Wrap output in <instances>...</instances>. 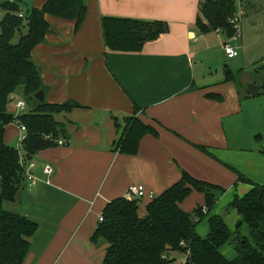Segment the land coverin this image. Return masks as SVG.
I'll return each mask as SVG.
<instances>
[{"label": "crops", "instance_id": "crops-1", "mask_svg": "<svg viewBox=\"0 0 264 264\" xmlns=\"http://www.w3.org/2000/svg\"><path fill=\"white\" fill-rule=\"evenodd\" d=\"M7 1L0 0V21L7 13L1 4ZM45 2L18 4L26 11L41 8ZM199 2L87 0L86 18L77 32L74 19L47 15L51 30L32 52L42 72L46 101L80 106L58 116L71 130L68 143L40 151L34 159L42 180L34 186L26 181L19 192L18 212L39 224L22 264H101L107 243H94L92 235L105 206L126 196L130 185H144L158 196L186 170L204 180L213 181L215 176L222 183L216 184L224 186L222 180L230 179L232 173L220 162L241 164L225 149L226 121L240 110L238 91L235 85L225 89L223 81L210 79L203 66L210 61L211 50L226 39L218 31L203 33L198 28ZM105 16L165 20L170 30L141 51H112L103 38L101 19ZM223 56L228 58L225 51ZM209 93L221 95L222 101L210 98ZM26 106L31 109L27 102ZM135 106L139 107L137 116L155 127L159 136L147 134L138 153L125 154L116 149L125 127L119 123L135 114ZM24 112L18 110L16 115ZM15 127L19 135V126ZM249 160L262 166L253 177L264 185V158L255 154ZM45 163L55 168L50 177L42 170ZM231 186H226L216 206L228 193L242 197L250 190L243 182ZM198 194L203 204V195ZM144 201L146 208L148 201ZM202 231L207 236L209 224Z\"/></svg>", "mask_w": 264, "mask_h": 264}, {"label": "trees", "instance_id": "trees-1", "mask_svg": "<svg viewBox=\"0 0 264 264\" xmlns=\"http://www.w3.org/2000/svg\"><path fill=\"white\" fill-rule=\"evenodd\" d=\"M1 5L7 13L0 21V264H22L39 224L20 212L8 210L6 203L17 202L20 190L26 186L22 160L26 163L40 151L58 145L59 139H66L68 131L58 116L80 106L71 101L56 104L36 99L35 93L45 91L46 86L32 52L51 30L47 15L74 19L77 32L86 18L88 4L87 0H46L41 8L26 11L17 2ZM235 15V0H200L196 25L203 33L220 28L232 36L234 28L230 21ZM101 26L107 49L121 52L141 51L146 43L170 30L165 20L114 16L102 17ZM23 28L26 32H22ZM19 32V39L14 42ZM234 78L227 72L228 81ZM19 88L34 102L29 112L16 115L8 107ZM208 96L222 98L213 93ZM138 111L135 106V114L124 118L125 127L116 143L119 152L136 154L144 136H159L155 127L137 116ZM12 124H24L27 128L21 149L6 140L7 128ZM196 146L211 154L204 146ZM235 172L238 182L252 186L244 196L236 195L225 209H233L241 216L237 231H231L223 213L214 212L227 188L183 170L182 178L160 195L144 198L148 201L145 215L140 214V198L135 202L136 198L118 197L105 206L104 220L91 238L96 244L107 243L101 264H264V185ZM194 192L203 195V204L186 210L182 205ZM205 219L209 232L202 236L197 225ZM243 223L248 225L250 237L240 233ZM227 243H235V258L223 253L222 246ZM181 254L184 259L176 263Z\"/></svg>", "mask_w": 264, "mask_h": 264}, {"label": "rangeland", "instance_id": "rangeland-1", "mask_svg": "<svg viewBox=\"0 0 264 264\" xmlns=\"http://www.w3.org/2000/svg\"><path fill=\"white\" fill-rule=\"evenodd\" d=\"M19 1L21 5L23 4L24 7H27L25 0H16L17 3H19ZM235 13L239 15L241 14V29L243 34L241 41L238 42L240 44L239 55L233 58H226L223 56V51L225 50L224 45H218L211 50V58L209 57L210 61H204L203 63L205 71L207 70L210 79L223 81V83L226 84L224 87L225 89L232 88L233 85L236 86L241 102L240 110L229 116L225 128V132L228 136V143L226 142L225 149L230 152L229 154L234 157L236 161L241 162V164H230L228 161L220 162L226 170L232 173L230 179L222 180L225 183V187L232 185L230 189L234 187L235 184L239 183L238 175L235 170L250 179L256 180L253 175H255V173L259 174L258 171L263 168L262 166L259 168L258 163L252 162L249 159L254 157L255 154H259L264 158V0H235ZM22 32H26V28H23ZM220 33L224 36V39H226V43L234 35L233 33V35L230 36L222 31ZM19 35L20 32L14 37V42L18 41ZM212 36L216 38L215 34ZM214 42H218V39ZM197 62L198 64H201L199 60ZM200 68L201 66H198V71ZM227 72L233 74L235 77L234 80L228 81L226 79ZM249 83L261 86L262 88L257 94H250L247 92ZM14 96L16 97L12 100V103L9 104V111L13 114L18 113V110L25 111L24 113L29 112L30 109L27 106L19 109L16 102L18 101V98H22L25 103L27 102L29 106H32L34 100H28L24 96L21 88L16 90ZM119 121H121V119H119ZM119 124L122 127L125 126L124 122ZM17 132L18 128L15 126L7 128L5 137L8 144L12 146L17 145ZM68 132H71V130L69 129ZM212 177L213 181L216 180L214 183H220L219 178L215 176ZM209 181L213 182L212 180ZM246 184L249 185L251 189L252 186L249 183ZM228 194L227 197L219 201L217 206L215 205L216 208H214V212L218 213L221 209L224 217L227 218L229 228L234 232L237 231V224L238 221L241 220V216L233 209L225 210L231 200L235 197L232 192ZM199 199L198 192H194L188 198V203H184L182 206L186 210L193 209L199 205V201H202V197L201 200ZM140 203V212L145 214L146 201L142 199ZM186 205L189 206V208H187ZM6 208L10 211L18 212V201L7 202ZM238 216L240 218H238ZM203 228H208L207 219L201 221L197 225V231L201 235L204 234L202 231ZM239 231L245 236H247V233H250L246 223L242 224ZM222 250L226 257L230 259L237 256L235 243L225 244L222 246ZM183 259L184 256L182 254L179 255L176 259V263Z\"/></svg>", "mask_w": 264, "mask_h": 264}, {"label": "built area", "instance_id": "built-area-1", "mask_svg": "<svg viewBox=\"0 0 264 264\" xmlns=\"http://www.w3.org/2000/svg\"><path fill=\"white\" fill-rule=\"evenodd\" d=\"M11 2H14V0H9ZM20 16H23L22 13H20ZM231 24L233 25L234 28V35L231 37V39L226 43H224L225 47V54L228 56V58H233L235 56L239 55V49H240V44L238 43L242 39V29H241V14H236L232 19H231ZM218 32H221L222 30L219 28L217 29ZM26 103L24 101H19L17 102V107H25ZM19 135H18V142H17V149H21L22 144L24 140L27 137V128L24 124L19 125ZM68 143L67 139L61 138L58 140V145L63 146ZM21 153V150H20ZM24 166V171H25V178L27 181V184L29 186H34L37 184V182H40L42 179L36 174V169L38 167V162L36 159H32L26 163L23 162ZM42 170L44 174H46L48 177L54 174L55 168L52 164L50 163H45L42 165ZM126 197L128 198H136V199H143V198H154L155 193L152 190H147L144 185H130L128 187ZM100 222L104 220V216H100Z\"/></svg>", "mask_w": 264, "mask_h": 264}, {"label": "water", "instance_id": "water-1", "mask_svg": "<svg viewBox=\"0 0 264 264\" xmlns=\"http://www.w3.org/2000/svg\"><path fill=\"white\" fill-rule=\"evenodd\" d=\"M260 90V86H257L253 83H249L247 87V92L250 94H257ZM36 99H38L41 102L46 101V94L43 89L39 90L38 92L35 93ZM135 202H137V199H135Z\"/></svg>", "mask_w": 264, "mask_h": 264}]
</instances>
